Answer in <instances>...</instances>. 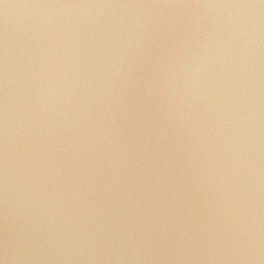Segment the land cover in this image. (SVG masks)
I'll list each match as a JSON object with an SVG mask.
<instances>
[{
	"label": "water",
	"instance_id": "water-1",
	"mask_svg": "<svg viewBox=\"0 0 264 264\" xmlns=\"http://www.w3.org/2000/svg\"><path fill=\"white\" fill-rule=\"evenodd\" d=\"M0 264H264V0H0Z\"/></svg>",
	"mask_w": 264,
	"mask_h": 264
}]
</instances>
